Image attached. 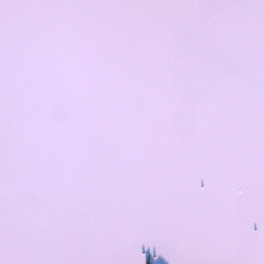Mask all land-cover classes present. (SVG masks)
<instances>
[{
  "label": "snow or ice",
  "instance_id": "snow-or-ice-1",
  "mask_svg": "<svg viewBox=\"0 0 264 264\" xmlns=\"http://www.w3.org/2000/svg\"><path fill=\"white\" fill-rule=\"evenodd\" d=\"M0 264H264V0H0Z\"/></svg>",
  "mask_w": 264,
  "mask_h": 264
}]
</instances>
